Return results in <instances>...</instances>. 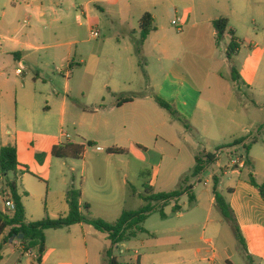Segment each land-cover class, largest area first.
<instances>
[{"label":"crops","instance_id":"crops-1","mask_svg":"<svg viewBox=\"0 0 264 264\" xmlns=\"http://www.w3.org/2000/svg\"><path fill=\"white\" fill-rule=\"evenodd\" d=\"M224 1H230L233 10ZM247 7L250 13L255 14L253 24L257 30L261 22L264 30V0H0V152L8 146L17 148L21 166L11 180L16 179L27 222L67 217V193L75 188L82 193L81 212L85 216L114 223L123 212L130 211L127 207L129 191L132 192V169L130 161L124 157L131 147L148 154L151 148L146 142L155 140L152 148L157 161L144 162L153 165L149 187L155 193H169L175 191L179 186L177 183L194 169L197 155L207 153V148L192 137L193 133H198L208 143H218V133L211 136L215 123L213 107L230 112L231 116L242 117L245 113L256 116L253 109L244 106L241 86L253 92L257 89L264 91V78L259 76L264 50L255 46L251 61L239 60L241 69L227 56L230 42L226 46V57H216V52H219L216 47L220 44L214 22L220 18L228 19L227 34L233 32L240 39L237 35H241L238 30L241 26H232V17L234 21L241 22ZM216 9L223 10L225 14L213 15ZM99 12L107 15L106 21L102 20ZM147 13L151 14L155 29L139 54L140 21ZM173 17H176L180 29L173 26ZM93 20H99L102 28L108 27L102 43L98 41L101 36L97 39L91 37L92 31L103 33L99 24H96V30L92 29ZM74 27L77 30L87 28L90 40L69 42L66 44L68 49L57 52L64 44L59 40L57 44H50L48 28L54 31L56 38L57 33L73 32ZM243 37L250 47L261 40L259 34L250 39ZM93 41L97 43L91 51L86 45L81 49L78 47L80 43ZM73 46L74 50L70 49ZM204 47L208 48L206 54L202 53ZM135 56L152 58L159 65L170 63V69L163 74L154 95L172 105L189 123L190 130L180 129L177 121L170 115H164L157 107H152L149 119L146 100L157 103L156 97L142 93L147 82L143 87L141 83L135 85L126 70ZM51 58L55 59L54 63L60 61L69 74L74 71L79 58L83 78L87 82L92 80L89 86L86 85L88 91L95 93L97 100L92 109L71 107L66 97L61 102V125H65L68 118L73 122L74 140L53 131L47 117L53 110L47 99L53 95L59 99L57 94L47 93V59ZM105 62L108 63V72L102 71ZM233 68L243 82L240 87L233 81ZM19 70L22 74L18 73ZM149 79L150 83L154 80L152 76ZM65 86L69 91V82H65ZM127 99L132 101L119 105L121 100ZM12 111L13 125L10 123ZM255 121L248 124V128H242L240 133L236 132L239 134L228 135H236L234 141L248 138L246 145L257 139L248 153L252 170H243V163L238 167L232 166V157L246 156L242 146L221 150L222 154L228 153L229 164L220 171L222 177L230 180L228 200L245 241V247L240 241L242 252L214 253L212 259L202 256L203 252L211 253V241H216L217 235L207 239L203 234L199 238V243L208 247L204 250L195 242L194 236L186 233V229L207 221L216 200L214 196L210 206L203 207L193 187L196 204L188 212L191 215L185 223L162 224L167 230L172 226L166 234L146 230L152 239L139 240L138 237L128 249L126 258L129 261L125 264H150L151 261L157 264L161 254L177 259L163 264H214L217 258H220V264H234L232 259L241 254L249 264H264V197L248 181L252 172L257 183L264 184V145L257 144L261 131L258 129L253 133L258 120ZM233 124H237L236 119H231L227 128L231 130ZM76 137L95 143L93 149L97 148L94 149L96 152L90 153L87 148L80 160L53 156L55 146L80 145ZM102 143H111L113 149L127 153L111 154L107 150L112 148L102 146ZM100 147L105 151H98ZM220 162L221 156L214 165L219 167ZM214 176L219 175L212 173L209 167L200 181L210 179L213 185ZM0 192L6 198L2 185ZM5 201L1 199L0 210L7 213ZM86 205H89V210ZM144 205L145 202L141 207ZM178 215L179 218L185 217L181 212ZM10 231L7 229L0 238V264H38V251L25 253L18 239L9 238ZM50 232H56V235L52 236ZM46 246L41 264H107V252L112 244L107 234L90 225L79 224L47 231ZM175 247L180 250L174 251Z\"/></svg>","mask_w":264,"mask_h":264},{"label":"rangeland","instance_id":"rangeland-1","mask_svg":"<svg viewBox=\"0 0 264 264\" xmlns=\"http://www.w3.org/2000/svg\"><path fill=\"white\" fill-rule=\"evenodd\" d=\"M224 2L228 8L229 7L233 8V5L232 3H230V1H224ZM241 5L243 6V3H241ZM254 7L256 6L254 5ZM99 13L101 15L102 20L106 21L107 15L103 14L102 12H99ZM219 14H222L223 16V14L225 13H223V10H218V9L213 10V15L218 16ZM254 17H255V14L250 13L249 7H247L245 12L242 14L241 22L234 21V17H232L233 18L232 26H236V27L241 26L238 29L240 30L239 32L241 35H237L243 41L239 54H238V56L240 55V58L237 59V56L232 58L233 61H236L235 66L239 67V69L242 68V65L240 64L239 60H242L243 62H245L246 60L249 59L251 61L252 59L251 52L255 46H258L259 48L264 50V40H262V38H264V30H262V27H261L262 22L259 19V22H261L258 25L260 26V29L257 30V26L253 24ZM172 19L175 20L174 22H177L176 17H173ZM82 21H84V18H82ZM93 23L94 24H93L92 29L96 30V24H99L100 26L99 28H101V30L103 31V33H101L100 35L101 36L100 40H98L99 43H102V41L105 40V36L107 35L108 27L106 25L105 28L104 27L102 28L99 20L97 21L93 20ZM53 33L54 31L49 30L48 28L47 36H50V40L48 39V42L50 44H57V40H59L60 44H64V46L57 52H61V51L68 49V45L66 44H68L69 42L76 41V40H79V41L90 40V32L87 28H81V29L78 28L77 30L74 27L73 32L64 31V32L57 33L58 36L56 38L54 37ZM255 34H259L261 40H258V42L255 43V45L250 47V45L247 44V41H245L246 39H244L243 36L250 39ZM230 40H231L230 34L228 33L225 36V38L219 42L220 45H217V47L215 46L217 49H219V52H216V57L218 59L220 58L223 59L224 57H226V46L228 45ZM96 43H97L96 41H93L91 43H85V44L80 43L78 47L81 49L84 45H86L90 48V51H91V49H93ZM74 48L75 46L71 47L70 49L74 50ZM200 48L202 49V47ZM203 49L204 51H202V53L206 54L208 48L204 47ZM57 55H58L57 57L60 58V54H57ZM78 60L79 58L76 59L77 63H75L74 71L69 74V71L63 67V64L60 63V61L56 60V62L54 63L55 61L54 58L47 59L48 66H49V68H47V84H48L47 93L51 92L59 96V99H57L55 95H53L52 98L47 99V102H50V105L53 108L52 112L48 114L47 117H49V121L51 122L50 124L52 126L53 131H56L58 135L64 134V133L68 134L69 136H71L73 140L75 139V134H74L75 126H73V122L68 118L66 121V124L61 125L60 110H61L62 99L64 97L68 98L69 102L71 103V107H80V108H85V109H92L94 104H96L95 102L97 101L95 97V93L88 91L86 87V85L89 86L92 80L89 79V81L87 82L83 78V70H81L82 65L79 63L80 60L79 61ZM168 69H170L169 62H164L159 65L152 58L145 59L141 56H135V59L133 60L132 64L126 67V70L129 71L128 73L129 78L132 80V82L135 85H138L139 83H141V86L143 87L144 83L146 84L147 82V88L143 89L141 92L142 93L145 92L146 94L150 96H154L156 98H158L157 95H154L156 94L155 93L156 86L157 87L159 86V84L162 81V78L164 77L163 74L167 72ZM102 71L108 72L107 62L104 63ZM148 73H149V76H152L154 78V80H152V83H150ZM32 75L36 77L34 73H32ZM259 76L261 78H264V60L260 68ZM65 82H69V91L66 90ZM242 84L243 82L240 81L239 87ZM241 87H242V91L244 92V98H243L244 106L250 107L251 109H253V111H255L257 115L252 116L251 114L245 113L242 117H240V115L231 116L230 112H224L222 109L213 107L212 114H213L215 123H214L211 136H215L218 133V136L220 137V139H218L217 141L218 143L217 144L208 143L198 133H193V136H192L195 138L197 143H200L202 144V146L207 148L206 154H213L215 156L218 155L219 158L221 156L220 166L216 167V165H211L210 170L212 173H215L221 177V186L219 187V192L225 197V199L228 202H229L228 200L229 192L227 191V187L230 184V180L228 177H222V174L220 171V168H225L229 164L227 151H225L223 154L220 151L227 150L228 149L227 147L233 144L234 138L236 136L235 135V136L229 137L228 135L231 133L239 134L242 128L246 129L248 128V124L250 125L251 122L258 120L255 126L256 129L253 130V133H255L258 129H260L261 137L257 144H259L260 146L264 145V91L261 89H257L253 92L251 90H248L247 87H244L243 85ZM68 92L70 93L67 95ZM146 103H147V108H149V111L146 114L149 115L150 120H151L150 115H152V111H151L152 107H157V109H160V111H162L164 115H166L167 117L170 115V117L172 118L171 114L167 110L163 109L160 105H158L155 101L146 100ZM10 119H11L10 123L13 125V120H14L13 111L11 112ZM231 119H236L237 124H233L232 129L229 130L227 128V125L230 124ZM178 124L180 125L179 126L180 129L182 128L184 130H190L191 128V126L189 125L187 121L185 123L178 122ZM236 132H239V133H236ZM243 134L245 133L243 132ZM244 136H247V135H244ZM76 140L78 141L80 146H84L86 148V151H87V148H89L88 150L91 151L90 153L96 152V150L94 149H97V148L93 149V147H95L96 145L93 147H90L88 146L89 142L83 141L79 139L78 137H76ZM154 141L155 140L153 139L151 140V142L150 141L146 142L147 144H149V148H151L150 149L151 151H149L148 154H146L143 151H139L138 149H135L134 147L133 148L131 147L130 151H128V153L124 157L126 161H130V165L132 169L131 170V191L132 192L129 191L130 195L128 198L127 209L133 212L138 211L140 207L144 204L143 200L141 199L140 194L144 195L145 190L149 187L150 174L153 171V165H149L144 162L153 163L157 161V156L152 148V144H154ZM101 145L108 146L109 148L110 147L114 148L112 147L113 145H111V143H102ZM98 151H105V150L104 148L100 147ZM166 162L168 163V160H166ZM244 174L247 175V170H245ZM190 175L191 173H188L187 175L183 177V179ZM14 177L15 175L11 173L10 178L12 179ZM181 182H182V179L181 181H179V183H177L179 184V186L175 187L176 188L175 190H178L180 188V186L182 185ZM1 185L2 183H0V186ZM188 185L194 187L197 199L200 200V202L203 204V207L208 208L210 206L211 199L214 197L212 180L205 178L202 181H200V179L190 178ZM1 199H6V198L4 197V193L0 192V201ZM177 205L180 207V210H181L180 212L185 215L184 218H179L178 213H175L173 211V209ZM191 210L192 209L189 205V197L187 195H184L178 201L172 202L167 208H165V213L168 216L167 219H163L160 214H155L148 219V221L144 225V228L146 230H151L152 233L159 231L161 232V234L162 233L166 234L167 231L172 230V226H170V228L167 230V229H164V227H162V224L171 225L172 223L178 222L179 225H183L185 221L187 220V217H189L188 215H191V214H188V212ZM50 233H51L50 235L52 236L56 235L55 234L56 232H50ZM186 233L194 236L195 238L194 240L197 243H199V238H201L203 234H206L205 238L207 239H210L212 235L213 236L217 235V238H216L217 240L211 241L212 243L211 245L212 247L210 248L211 253L209 254L205 252L202 253V256L207 257L208 259H212V256L214 253H216V255L217 254L223 255L224 252L230 253L233 250L234 252L235 251L242 252V246L237 236V233L235 232V228L233 224L223 217L219 209V206L216 202H215V205H213V208H212L211 214L209 215L208 220L205 221L204 223H200L199 225L195 226L192 229H186ZM54 239L57 240L56 237ZM138 239L139 240H151L152 236H150L149 232H147L145 234H141ZM52 240H53V237H52ZM137 240L135 239L131 242L124 243L116 247L111 246L108 251L112 250L111 256L116 257L119 262L125 264L126 262L129 261V259L126 258L127 257L126 254L129 253L128 249L132 248L133 244ZM199 244L202 249L204 250L208 249V247L205 246L204 244L202 243H199ZM179 250H180L179 247L174 248V251H179ZM160 258H162L163 260L161 261ZM176 261L177 259H170L166 255L163 256V254H161L157 264H163L166 262L170 263V262H176ZM232 261L234 264H249V262L244 258L242 254L236 255L232 259ZM150 264H154L153 261H151ZM214 264H220V258H217ZM221 264H224V263L221 262Z\"/></svg>","mask_w":264,"mask_h":264},{"label":"trees","instance_id":"trees-1","mask_svg":"<svg viewBox=\"0 0 264 264\" xmlns=\"http://www.w3.org/2000/svg\"><path fill=\"white\" fill-rule=\"evenodd\" d=\"M214 27L217 31V42L219 43L227 34L229 27L228 19L221 18L214 22ZM153 19L151 14H145L140 21V41L138 46V53H141V48L146 42L149 35L154 30ZM231 35L230 44L227 48V56L229 59L237 56L239 54L242 41L235 37L233 32H229ZM233 81L240 83L241 77L238 74L236 68L232 71ZM132 99L121 100V103H129ZM157 103L165 110H167L175 121L185 123L186 119L183 118L179 112L168 103L163 100L156 98ZM248 138L236 139L233 144L229 145L227 148H234L242 146V151L245 152L246 156L243 154L244 162L242 164V169L252 170V164L248 158V153L251 147L256 144L257 139L252 141L249 145L245 143ZM88 146L93 147L95 143H88ZM225 148V147H224ZM223 149V148H222ZM220 150V148H219ZM111 154L123 155L127 151L122 149H108ZM86 148L84 146L75 144H64L55 146L52 150V154L56 158L60 159H74L80 160L84 157ZM217 156L213 154H201L196 157V165L191 172V175L184 178L181 182V186L178 190L169 193H155L151 187L145 190V194L142 195V199L145 205L141 207L138 211H125L121 217L114 223H109L101 219H92L89 216H85L81 212V198L82 193L80 190L71 188L67 193V202L69 205V214L65 218L58 220L44 219L39 222L29 223L26 219V210L22 202V197L18 193V187L16 184V179L11 180L9 177L11 173L16 174L19 167L21 166L18 161V152L16 147L8 146L1 150L0 152V183L4 187L8 197L15 203L16 211L14 214L4 213L0 210V238L5 233L7 229H11L9 233V238L18 239L21 242L23 251L28 253L33 250L38 251V256L36 262L41 264L43 261V256L47 250L46 246V232L49 230H62L70 228L74 225L86 224L94 227L97 231L107 234L109 240L111 241L112 247L119 246L124 243L131 242L137 239L141 234L147 233L144 228L146 221L154 214H160L163 219L167 218L165 213V208H167L172 202L178 201L185 194L189 197V205L193 207L196 204V197L193 192V186L188 185L190 178L201 179L209 167L217 162ZM248 181L251 185L257 188L262 196L264 197V184L259 185L255 179V175L251 172L248 175ZM221 177H213V193L215 196L216 203L223 217L231 222L235 228V232L239 236V239L243 246L245 247V241L243 240L240 229L238 227V222L235 217L233 210L229 202L225 197L219 192ZM88 210L89 205H86ZM173 211L179 213L180 207L177 205ZM111 251L107 252V264H123L119 262L115 257L111 256Z\"/></svg>","mask_w":264,"mask_h":264},{"label":"built area","instance_id":"built-area-1","mask_svg":"<svg viewBox=\"0 0 264 264\" xmlns=\"http://www.w3.org/2000/svg\"><path fill=\"white\" fill-rule=\"evenodd\" d=\"M173 26L178 27L177 22H173ZM178 29H180V27H178ZM99 36H100V33L98 31H92L91 32L92 38L97 39V38H99ZM18 73L22 74V70H19ZM64 135L67 138H69V135H67L65 133H64ZM220 152H222V151H220ZM217 158H219L218 155H217ZM231 162H232V166L238 167L244 162V158L241 155L237 156V157H232ZM5 196H6L5 206L7 208V213L8 214H14L16 211L15 203L8 197L7 193L5 194Z\"/></svg>","mask_w":264,"mask_h":264}]
</instances>
